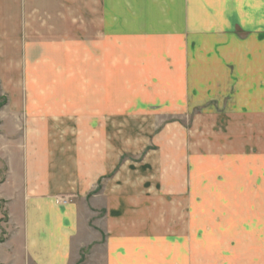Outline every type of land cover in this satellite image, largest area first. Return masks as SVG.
Returning <instances> with one entry per match:
<instances>
[{
  "label": "rangeland",
  "instance_id": "374dc122",
  "mask_svg": "<svg viewBox=\"0 0 264 264\" xmlns=\"http://www.w3.org/2000/svg\"><path fill=\"white\" fill-rule=\"evenodd\" d=\"M150 13L135 16L129 23L132 30L113 36L109 32L114 39L107 46L19 48L24 64L36 66L31 69L45 77L64 71L61 87L78 88L83 96L67 97L82 99L86 111L91 105V134L107 136L108 171L88 195V206L81 201L84 237L78 264L99 263L107 243L143 247L147 217L137 228L138 236L135 228L123 240L109 239L98 228L100 218L119 210L117 200H132V194L136 200L130 204L150 200L149 207H140L142 203L134 209L141 216L151 215V247L162 253L151 255V262L264 264V110L243 109L247 79L242 58L249 49L264 53L261 45L247 48L244 43L254 34L264 41V32H212L215 46L178 45L183 42L178 32L171 41L176 45H151L157 42L151 33L157 32H151ZM231 36L238 41L224 40ZM211 74L239 85L236 93L232 89L230 95H211ZM43 81L50 85L51 80ZM254 81L260 82V76ZM254 92L251 99L258 103L250 106H264V93L259 98L261 91ZM4 102L0 95V105ZM134 183L139 189L135 193L129 190ZM105 186L107 195L99 197ZM60 198L69 202L59 208L69 210L73 200ZM3 207L0 202V243L7 219ZM194 232L193 239L183 237ZM187 246L189 255L183 260L163 256L164 247ZM199 249L204 253L198 254ZM13 253L9 245L1 250L7 261ZM176 253L178 258L181 253ZM134 257L123 255V260L130 264Z\"/></svg>",
  "mask_w": 264,
  "mask_h": 264
},
{
  "label": "crops",
  "instance_id": "0c3cea01",
  "mask_svg": "<svg viewBox=\"0 0 264 264\" xmlns=\"http://www.w3.org/2000/svg\"><path fill=\"white\" fill-rule=\"evenodd\" d=\"M149 13L151 32L158 33H151L152 40L157 41L151 45H176L171 41L178 32L179 39L185 41L178 45L196 46H215L212 32H264V0H0V95L6 100L0 105V202L7 215L1 229L5 231L0 243L2 264H78L84 237L81 201L88 206V195L107 173L110 161L107 136L91 134V105L86 111L82 99L67 97L81 96L79 89L61 87L65 82L60 79L67 78L64 71L45 77L43 71L31 69L37 67L24 64L19 48L107 46L109 39H114L109 32L115 35L117 31L132 30L129 23L135 21V16ZM258 35L244 40L247 48H252L251 44L264 48ZM207 57L202 55L203 60ZM242 58L247 79L243 84V109L264 110V106H250L258 103L251 99L256 89L261 91L259 98L264 93V53L249 49ZM221 62L219 66L225 63ZM211 75H207L211 95H230L232 89L236 93L239 85ZM258 76L260 82L256 83ZM45 78L51 80L50 85H45ZM134 184L129 189L133 193L139 190ZM102 194L107 195V186L98 196ZM60 196L73 200L69 210L59 208L56 198ZM134 196L129 201L136 200ZM147 199L137 204L118 199L115 206L119 210L100 218L98 226L109 239L123 240L129 237L125 233L135 228L138 236L137 228L147 217L143 247L107 243L99 263L86 264H122L128 261L123 255L129 254L135 256L130 264H155L151 255L162 253L153 252L155 248L151 247V215L141 216L134 209L142 203L140 207H149ZM122 206L131 209L125 212L120 210ZM109 218L114 219L109 223ZM7 245L14 251L10 261L1 254ZM183 249L187 250L164 247L163 256L183 260L189 255L188 246ZM176 252L181 253L178 258ZM202 253L199 249L198 254Z\"/></svg>",
  "mask_w": 264,
  "mask_h": 264
},
{
  "label": "built area",
  "instance_id": "2783aa9c",
  "mask_svg": "<svg viewBox=\"0 0 264 264\" xmlns=\"http://www.w3.org/2000/svg\"><path fill=\"white\" fill-rule=\"evenodd\" d=\"M56 202L58 203V204H61V205H66V204H68V202H69V200L68 199H66V198H57L56 199Z\"/></svg>",
  "mask_w": 264,
  "mask_h": 264
}]
</instances>
